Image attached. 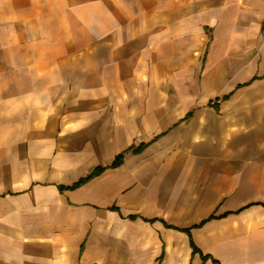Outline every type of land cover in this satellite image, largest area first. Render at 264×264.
<instances>
[{
    "label": "crops",
    "instance_id": "crops-1",
    "mask_svg": "<svg viewBox=\"0 0 264 264\" xmlns=\"http://www.w3.org/2000/svg\"><path fill=\"white\" fill-rule=\"evenodd\" d=\"M0 264H264V0H0Z\"/></svg>",
    "mask_w": 264,
    "mask_h": 264
},
{
    "label": "trees",
    "instance_id": "trees-1",
    "mask_svg": "<svg viewBox=\"0 0 264 264\" xmlns=\"http://www.w3.org/2000/svg\"><path fill=\"white\" fill-rule=\"evenodd\" d=\"M121 163H122V161H121V157H119V158L116 160V162L114 163V166H118V165H120ZM100 172H101V171L98 170L95 174L97 175V174H99ZM92 177H93V176L91 175V176L87 177L86 179L79 181L78 183H76V184H74L72 187H70L69 189H75V188L79 187L80 185H82V184H84L85 182H87L88 180H90V178H92ZM186 232L189 233L188 230H187ZM191 247H192V249H193L194 252H198V249L195 247V245L193 244L192 241H191Z\"/></svg>",
    "mask_w": 264,
    "mask_h": 264
}]
</instances>
